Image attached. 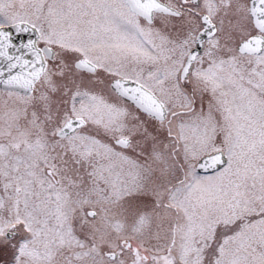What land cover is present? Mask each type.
<instances>
[{"label":"snow or ice","instance_id":"1","mask_svg":"<svg viewBox=\"0 0 264 264\" xmlns=\"http://www.w3.org/2000/svg\"><path fill=\"white\" fill-rule=\"evenodd\" d=\"M0 264H264V0H0Z\"/></svg>","mask_w":264,"mask_h":264}]
</instances>
